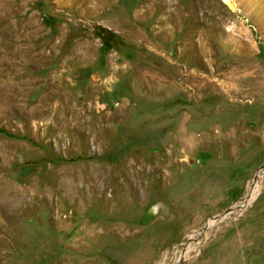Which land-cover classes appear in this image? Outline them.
Listing matches in <instances>:
<instances>
[{"label":"rangeland","instance_id":"374dc122","mask_svg":"<svg viewBox=\"0 0 264 264\" xmlns=\"http://www.w3.org/2000/svg\"><path fill=\"white\" fill-rule=\"evenodd\" d=\"M232 3L0 0V264H264V0Z\"/></svg>","mask_w":264,"mask_h":264},{"label":"bare ground","instance_id":"6f19581e","mask_svg":"<svg viewBox=\"0 0 264 264\" xmlns=\"http://www.w3.org/2000/svg\"><path fill=\"white\" fill-rule=\"evenodd\" d=\"M230 8H232L233 9V3H232V0H223ZM260 175V173H258L257 175H256V177H255V179H254V187H256V183H257V178H258V176ZM260 177V176H259ZM255 193V192H254ZM252 199H253V194L251 193V195H249L246 199H245V201L242 203V204H237V205H235L233 208H231V209H229L228 210V213L227 214H225V216L223 217V220L225 219V217H227V216H229V215H233V214H235V210L236 209H238V210H242L243 208H245V206L247 205V204H249L251 201H252ZM237 210V211H238ZM216 224V221L215 220H209L207 223H206V225H205V227H204V229H203V231L200 233V235H199V237L197 238L199 241H201V240H203L204 239V237L206 236V230H208V229H210L211 227H213L214 225ZM198 245H189L187 248H185V250L180 254V256L177 258V260L175 261V263L174 264H179L180 263V261L182 260H184V259H186L187 257H189V255L191 254V253H194L195 251H197V249H198ZM195 254V253H194Z\"/></svg>","mask_w":264,"mask_h":264},{"label":"water","instance_id":"95a60500","mask_svg":"<svg viewBox=\"0 0 264 264\" xmlns=\"http://www.w3.org/2000/svg\"><path fill=\"white\" fill-rule=\"evenodd\" d=\"M263 171H264V169H263ZM259 172H260V170L257 172V174H258ZM228 210H229V209H228ZM228 210H227L225 213H223V214H221L220 216H218L217 218H214V220H216V222L223 220V217L225 216V214L228 213Z\"/></svg>","mask_w":264,"mask_h":264}]
</instances>
